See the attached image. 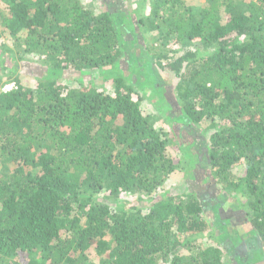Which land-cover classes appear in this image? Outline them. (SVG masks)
I'll return each mask as SVG.
<instances>
[{
  "label": "trees",
  "instance_id": "16d2710c",
  "mask_svg": "<svg viewBox=\"0 0 264 264\" xmlns=\"http://www.w3.org/2000/svg\"><path fill=\"white\" fill-rule=\"evenodd\" d=\"M188 1L143 0L134 11L150 3L151 16L132 24L111 8L118 0H0L4 33L53 75L118 69L122 58L148 67L155 49L135 43L156 35L168 49L156 66L179 80L176 124L209 122L204 198L159 194L179 164L166 127L144 109L151 94L120 74L108 93L59 80L32 89L19 76L4 92L0 77V264H221L223 252L200 241L236 196L264 261V0ZM6 72L11 82L16 71ZM122 196L145 206L106 203Z\"/></svg>",
  "mask_w": 264,
  "mask_h": 264
},
{
  "label": "rangeland",
  "instance_id": "374dc122",
  "mask_svg": "<svg viewBox=\"0 0 264 264\" xmlns=\"http://www.w3.org/2000/svg\"><path fill=\"white\" fill-rule=\"evenodd\" d=\"M85 1L91 5L94 4V6L99 2V0ZM142 1L143 0H118L115 4L111 3V8L114 11L115 6L118 5L117 7L121 8L124 13L128 11L130 22H132V24H136L139 18H148L151 16L150 3L146 4V7L141 11L137 13L134 11L137 8V5L141 4ZM205 3L206 0H193L188 1L187 5L204 6L206 5ZM0 4L1 11L7 13V4L5 2ZM4 32V29L0 27V77L2 78V88L4 92H7L15 87L12 80L13 78L19 76L21 81L32 89H35L40 82L59 80L60 83L73 85L77 89H81L85 85H88L96 88L100 92L108 93L112 91V88L114 87V75L120 74L126 78V82L129 85L134 86L137 92H140V94L143 93V96L144 93H149L148 96L151 94L153 96V100H144V109L152 116L160 118V125L163 128L166 127V131L168 132L170 138L168 151L179 164V169L173 174L172 180L161 189L159 194H163L165 191H170L171 196H177L188 194L189 192H196L198 196L204 198V193L209 187L203 182L204 173L206 174L205 166L208 160L207 150L209 146L207 145L208 141L202 130L209 126V122L206 121L201 125L202 127L198 126L194 129L184 128L183 126L176 124V120L181 117V111L178 106L175 91V87L178 85L179 80L174 77V74L164 73L156 66V61L160 58V50H168L161 48L159 42L156 43V35H150L148 37V44L141 41L142 37L140 35L138 37L140 38L139 43H135V45H138V49L145 48V45L155 49L156 54H152L150 56L148 67L142 65V67L139 65V68L136 66L135 68L131 67V64H128L129 61L122 58L118 69L108 67L96 74H93V72L87 74L60 72L57 75H53L43 64V61H41L39 56L37 57L30 54H22L24 53L23 51L20 53L19 45L14 43L15 39ZM125 33L127 37L124 39V43L126 44V47H124V53L128 55L131 53V43L134 42V40L131 41L130 35L127 31H125ZM140 42L144 47H142ZM127 45L129 47H127ZM3 48L11 50L12 55L10 56L4 52L2 50ZM152 56H154L153 59ZM6 68L15 69L16 71V74L11 76L12 79L10 78L11 82L8 81L9 77H7ZM91 81L92 84H90ZM135 100H138L137 96H135ZM168 116L173 120L172 122H169ZM187 146L199 154V162L196 163L191 159L192 155L194 156L195 153L190 155L188 151L183 150V147ZM104 195L105 193L99 195L102 202ZM236 197L227 201L226 207L221 209L220 206L221 214L223 215L222 221L225 223L218 229H220L219 231H222L220 236L225 235V238H223L224 241L219 242L220 237L218 236V229H211L202 237L200 242H202L203 246L206 248L212 246L214 248H219L223 252V255H221V264H264L262 258V244L253 233L252 228L250 229L251 226L244 222L243 216L245 214V210L239 204L240 198L236 199ZM135 201V197L122 196L119 198L117 203L111 200L106 203H111L112 207H117V204L122 202L127 203L128 207L145 206L143 203H137ZM207 207L208 206L205 204L204 208ZM241 255L242 257L240 260L236 259V257ZM91 261H99V257L95 254V252L91 254Z\"/></svg>",
  "mask_w": 264,
  "mask_h": 264
},
{
  "label": "clouds",
  "instance_id": "9594fccd",
  "mask_svg": "<svg viewBox=\"0 0 264 264\" xmlns=\"http://www.w3.org/2000/svg\"><path fill=\"white\" fill-rule=\"evenodd\" d=\"M12 89H13V88H12ZM10 90H11V89H10ZM10 90H9V91H10Z\"/></svg>",
  "mask_w": 264,
  "mask_h": 264
}]
</instances>
